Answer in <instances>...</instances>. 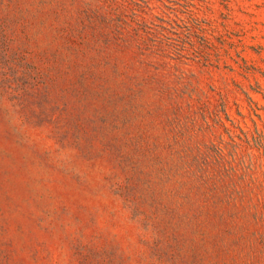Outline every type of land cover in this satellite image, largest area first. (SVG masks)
<instances>
[{
  "label": "rangeland",
  "instance_id": "374dc122",
  "mask_svg": "<svg viewBox=\"0 0 264 264\" xmlns=\"http://www.w3.org/2000/svg\"><path fill=\"white\" fill-rule=\"evenodd\" d=\"M0 264H264V0H0Z\"/></svg>",
  "mask_w": 264,
  "mask_h": 264
}]
</instances>
